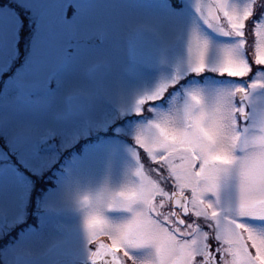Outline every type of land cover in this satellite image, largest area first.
Wrapping results in <instances>:
<instances>
[{
    "label": "rangeland",
    "instance_id": "1",
    "mask_svg": "<svg viewBox=\"0 0 264 264\" xmlns=\"http://www.w3.org/2000/svg\"><path fill=\"white\" fill-rule=\"evenodd\" d=\"M9 1L0 4V77L17 64L20 35L25 60L0 87V136L9 149L0 145V241L7 238L0 264H92L96 241L90 243L84 198L119 192L134 180L136 153L145 169L153 164L136 145L151 116L138 114V101L178 73L186 79L194 31L212 41L214 54L228 38L203 26L204 0H185L180 9L168 0ZM13 3L31 13L24 28ZM252 98L264 102V89ZM68 155L52 187L49 172ZM235 191L225 185L221 196ZM132 214L119 206L102 210L109 223ZM248 223L264 228V220ZM154 253L150 245L130 249L138 264Z\"/></svg>",
    "mask_w": 264,
    "mask_h": 264
},
{
    "label": "snow or ice",
    "instance_id": "2",
    "mask_svg": "<svg viewBox=\"0 0 264 264\" xmlns=\"http://www.w3.org/2000/svg\"><path fill=\"white\" fill-rule=\"evenodd\" d=\"M200 9L203 26L228 42L214 54L194 31L186 79L178 73L138 101V114L151 116L136 145L155 166L136 153L135 179L87 219L92 264H138L130 249L149 245L145 264H264V228L248 223L264 220V102L252 98L264 89V0H204ZM228 184L235 196L224 199ZM105 206L133 214L109 223Z\"/></svg>",
    "mask_w": 264,
    "mask_h": 264
},
{
    "label": "clouds",
    "instance_id": "3",
    "mask_svg": "<svg viewBox=\"0 0 264 264\" xmlns=\"http://www.w3.org/2000/svg\"><path fill=\"white\" fill-rule=\"evenodd\" d=\"M117 193L118 192H112V191L104 190V191L98 193L93 198H89L86 196L84 198V203L89 206V212H88L87 217L89 218V216L91 214L97 212L100 209L102 204L106 203L111 197L116 196Z\"/></svg>",
    "mask_w": 264,
    "mask_h": 264
},
{
    "label": "trees",
    "instance_id": "4",
    "mask_svg": "<svg viewBox=\"0 0 264 264\" xmlns=\"http://www.w3.org/2000/svg\"><path fill=\"white\" fill-rule=\"evenodd\" d=\"M23 224H24V223H23ZM24 228H25V225H22V224H21V226H19L18 228H16L15 230L12 231V235H13V234H16V235L20 234V232H21ZM4 240H5V239H4ZM4 240H3V241H4Z\"/></svg>",
    "mask_w": 264,
    "mask_h": 264
}]
</instances>
